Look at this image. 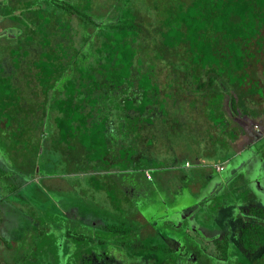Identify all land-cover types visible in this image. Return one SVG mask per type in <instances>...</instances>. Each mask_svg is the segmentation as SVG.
I'll return each instance as SVG.
<instances>
[{
	"label": "trees",
	"instance_id": "obj_1",
	"mask_svg": "<svg viewBox=\"0 0 264 264\" xmlns=\"http://www.w3.org/2000/svg\"><path fill=\"white\" fill-rule=\"evenodd\" d=\"M136 1H132L131 8L122 9L117 5L115 18L101 25L106 33L101 30L102 34L94 42L95 54L82 60L80 54L89 42V35L82 34L84 23L87 18L90 24L94 20L80 9L81 2L0 0V35L16 29L12 37L0 40V47H4V56L0 57V127L2 124L20 126L19 138L25 136L24 148L17 151L20 156L35 158L40 154V138H35L33 144L36 117L38 112L44 117L49 108L56 114V128L52 132L58 144L71 146L73 142L78 157L88 167H98L94 173L105 171L106 175L109 168L116 165L120 171L144 172L160 168V164L151 167L144 160L150 158L148 153L153 150V139L163 131L158 125L162 116L158 107L162 101L158 95L161 83L153 81L154 75L150 72L154 69L158 78L159 64H170L173 60L189 62L191 74L201 77L195 86L203 92L202 100L214 94L215 84L228 92L224 93L223 100L227 101L225 107L231 110L238 111L239 102L243 105L244 92L263 96L259 81L250 76L249 66L256 53H264V0H143L141 4ZM145 4L154 9L159 23L153 26L154 33L144 31L142 37L136 30L142 31L139 19L145 18L139 8L143 7L146 14ZM83 5L86 11L92 12L90 0ZM120 9L126 11L119 13ZM151 53H154L155 62L152 69L146 66ZM181 74L180 71L172 72L175 80ZM17 78L20 84L15 81ZM246 83L251 86L243 90ZM180 96L179 92L175 93L176 99ZM116 117L118 132L125 137L132 132L133 143H137L134 153L126 151V146L119 151L126 167L115 163L111 156L113 135L118 132H110L108 125ZM219 123L224 126V121ZM129 127L132 129H126ZM221 130L227 134L231 132L232 138L240 135L231 127ZM211 136L215 137L216 133ZM51 147L56 151L57 145L53 143ZM63 154L71 157L67 148ZM186 164L188 167L189 161ZM212 166L217 173L225 168L223 162ZM35 168L36 160L33 159L29 171L34 172ZM209 174L207 179L211 177ZM187 176L182 175L178 181L186 180ZM97 188L102 185L98 184ZM251 199L254 204L250 202L249 210L229 223L232 227L228 231L210 236L218 251L214 256L219 264H264V208ZM206 216H202L203 221ZM243 217L245 221L240 223ZM138 229L125 221L109 222L96 229L93 235L73 236L76 255L67 264H179L176 258L160 256L159 245L141 238L142 232ZM201 229L199 226L192 230L201 233ZM65 235L71 237L69 233ZM34 243L37 251L28 253L24 264L41 263L37 258L40 251L35 238ZM185 246L180 247L183 250ZM190 247L184 252L186 257L194 250L200 256V264L213 263L203 256L211 253L201 244ZM115 251L125 255V259L114 257ZM168 251L174 253L172 248ZM242 257L249 262L242 261ZM46 263L59 264V261L52 259Z\"/></svg>",
	"mask_w": 264,
	"mask_h": 264
},
{
	"label": "rangeland",
	"instance_id": "obj_2",
	"mask_svg": "<svg viewBox=\"0 0 264 264\" xmlns=\"http://www.w3.org/2000/svg\"><path fill=\"white\" fill-rule=\"evenodd\" d=\"M71 1L81 2L80 9L87 13V17L89 15L94 22L100 24L97 26L92 21L90 24L88 18L85 20L82 34L85 37L89 35V42L80 54L82 60L95 54L94 42L102 34L101 25L112 21L111 18L117 13V5H121L122 9L133 7L132 0H90L93 7L90 12L83 5L87 0ZM142 1L137 0L136 3L141 4ZM144 7L147 8L146 14L143 7L139 8L140 14L145 18L138 21L142 31L136 30L142 37L144 31L154 33L153 26L159 23L154 9L147 4ZM122 9L119 13L126 11ZM14 30L16 29H9ZM91 36L93 38L90 39ZM3 37L9 39L12 35L1 34L0 40ZM3 50L4 47H0V57L4 56ZM150 56L146 66L152 69L155 65L152 58L154 53ZM188 64L189 62L173 60L166 64L171 65L170 69L163 63L159 64L156 69L159 79L154 69L150 72L154 75L152 80H160L161 83L158 95L162 101L158 107L162 116L158 125L163 127V131L153 139V150L148 153L150 158L144 160L151 167L160 164L158 169L144 172L120 171L119 165L114 164L116 166L111 165L106 175L101 171L94 173L93 170H98V167H88L78 157V150L73 142L71 146L63 144L64 147L58 144L52 132V112L49 108L44 117L39 112L40 117H36L37 131L34 135L35 138H40L42 147L35 158L10 155L8 149L0 144V184L11 191L4 199L7 209L1 210H5L2 213L4 223L9 228L16 227L5 230L3 239L2 232L0 234V264H24V257L33 249L34 238L37 239V249L40 251L37 258L41 263L47 264V261L55 259L59 264H67L76 255L77 245L73 236L93 235L96 229L103 228L109 222L123 221L138 226V231L142 232L140 237L159 245V255L164 258L167 255L161 253L164 247L162 245L170 246L175 252L178 249L174 240L187 246H197L201 242L207 252L213 254L205 253L203 256L213 262L211 264H219L214 256L218 251L214 243L206 241L208 237L219 234L222 230L228 231L232 227L229 223L248 210L251 198L256 200V205L264 208V91L263 96L244 92L245 101L242 102L243 105L239 102L238 111L225 107L227 101L223 100L224 93L228 92L216 84L213 86L214 94L202 100L203 92L195 86V82H200L201 77L191 74ZM171 70L182 72L180 78L175 80ZM249 71L250 76L259 81L260 86H264V53L255 54ZM250 86V83H246L243 90ZM228 87L232 89L231 86ZM172 90L179 92L181 96L176 99V92L173 93ZM190 95L196 98H191ZM189 109L192 111L188 112ZM112 120L118 121L117 117ZM223 121L222 127L219 122ZM118 123L119 121L115 130L119 129ZM229 126L240 133L237 138H232L231 132H222L221 129H229ZM120 133L113 135L111 156L116 160L115 163L126 167L119 151L126 146V151L134 153L137 143H133L132 132L126 137ZM211 133H216V136L212 137ZM53 143L55 147L57 145L56 151L51 147ZM66 148L71 153L69 158L63 154ZM33 159L36 160V168L34 172H30ZM187 161L190 163L188 167ZM221 162L225 168L217 173L212 165ZM107 168L106 166L105 170ZM189 173L191 177H188ZM208 173L211 177L207 179ZM185 174H188L187 179L178 181ZM16 177L21 178L23 183L16 182ZM98 184L102 188L98 189ZM191 208L197 214L196 220L193 219L188 224L182 220V225H179L183 217L180 212L184 209L192 210ZM217 210L218 213H215ZM204 214L207 219L204 218L203 221ZM241 219L240 223H243L245 218ZM186 226H200L201 233L190 229L189 234H185L183 230ZM67 233L72 238L67 237ZM121 256L125 259V255L115 251L114 257L122 259ZM242 261L249 262L245 257H242Z\"/></svg>",
	"mask_w": 264,
	"mask_h": 264
},
{
	"label": "crops",
	"instance_id": "obj_3",
	"mask_svg": "<svg viewBox=\"0 0 264 264\" xmlns=\"http://www.w3.org/2000/svg\"><path fill=\"white\" fill-rule=\"evenodd\" d=\"M112 18L114 19L115 16H113ZM6 32L8 33V35H12V36H13V34L16 33L15 30L14 31H9L8 30ZM7 33L5 35H7ZM165 66H166V64H165ZM168 66L170 67L171 65H168ZM15 81L18 84L21 83V81H20L19 78H17ZM22 85H23V82H22ZM52 95H53V98H54L53 92H50V96L51 97H52ZM117 97H119V95H117ZM51 112H52L51 113V118H50L51 119V122H52L51 128L54 130L56 128V125H55V116H56V114H55L54 111H51ZM13 115H15V113ZM19 115H20L19 112H17L16 116L19 117ZM21 115H24V112L21 113ZM117 122L118 121L109 123L108 128H109L110 132H118V130H115L116 129V123ZM118 126H119V123H118ZM19 128H20V126H18L16 124H14L11 127H8L7 125L2 124L1 127H0V144L2 146L6 147V149H8V152H10L9 153L10 155H17L18 154V156H20L19 155V152H17V151H19L20 149L24 148L23 144H25V136L23 137V139L22 138H19V135H18ZM33 139H34L33 140V144H35L36 143V141H35V135H34V138ZM9 143H11V144L9 145ZM39 145H40V141H39ZM40 152H41V149H40ZM20 157L24 158L25 156L22 155ZM21 172H24V171H21ZM103 172H105V171H103ZM190 174L191 173H189V175ZM0 180H2L1 179V175H0ZM33 180L36 181L35 178H33ZM15 181L16 182H22L23 183L22 179L19 178V177H16ZM15 192H16V190H14V194H15ZM10 194H11V191H7L5 189V187H4V185L3 184H0V234L2 232V239H3V235H4V231L5 230L15 229L16 228V227H10L9 228L7 226V224L4 223L5 222L4 221V215L2 214L7 209L6 208V205H5L4 199L6 197H8ZM1 209H5V210H1ZM5 243H6V241H5ZM3 246H4V241L2 240V247ZM36 251L37 250H36L35 243H34L33 244V249L29 252V254H35Z\"/></svg>",
	"mask_w": 264,
	"mask_h": 264
},
{
	"label": "flooded vegetation",
	"instance_id": "obj_4",
	"mask_svg": "<svg viewBox=\"0 0 264 264\" xmlns=\"http://www.w3.org/2000/svg\"><path fill=\"white\" fill-rule=\"evenodd\" d=\"M259 85H260V83H259ZM262 87V92L264 91V86H261ZM192 206V205H191ZM192 209V208H191ZM248 210H249V208H248ZM193 213L195 214V216H193ZM180 214H182L183 215V217H182V219L179 221V225H182V220H185V221H187V224L191 221V220H193V219H195L196 220V213H195V211L192 209V210H185L184 209V211L182 212H180ZM194 217V218H193ZM195 228V227H194ZM192 230L193 228L191 227V228H189V227H185V233H187V234H189V230ZM167 239V238H166ZM206 240V239H205ZM177 244L175 245L176 246V249H178L176 252H178V253H176V252H174V251H172V252H174V253H171V252H167V249H169V248H171L170 246H167V245H162V246H164L163 248H162V252L161 253H163V254H166L167 255V258L169 259V258H172L173 256H175V257H173V258H176L178 261H179V264H200L201 263V261L199 260V257L200 256H198L196 253H195V251L194 250H192L191 252H190V254H188V257H186V255H185V250L187 249H189V248H191L190 246H185L184 247V249L182 250L181 249V247L180 246H182V245H185V244H183L182 242H180V241H177V240H174ZM206 241H208V242H212V244L214 243L212 240H211V238H209L208 237V239L206 240ZM151 244H153L152 242H150ZM167 244V243H166ZM199 244H201V242L199 243ZM155 245H157V244H155ZM215 245V244H214ZM166 248V249H165ZM179 252H181V253H179ZM206 252H207V250H206ZM181 255H183L182 257H181ZM204 255V254H203ZM186 257V258H185ZM183 261H185V263L183 262Z\"/></svg>",
	"mask_w": 264,
	"mask_h": 264
}]
</instances>
